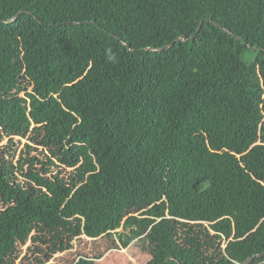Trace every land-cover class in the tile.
I'll list each match as a JSON object with an SVG mask.
<instances>
[{"label": "trees", "instance_id": "1", "mask_svg": "<svg viewBox=\"0 0 264 264\" xmlns=\"http://www.w3.org/2000/svg\"><path fill=\"white\" fill-rule=\"evenodd\" d=\"M30 85L60 110L0 144V251L34 224L91 212L103 232L150 208L146 264H264V0H0L1 104ZM182 217L235 238L197 261Z\"/></svg>", "mask_w": 264, "mask_h": 264}, {"label": "rangeland", "instance_id": "2", "mask_svg": "<svg viewBox=\"0 0 264 264\" xmlns=\"http://www.w3.org/2000/svg\"><path fill=\"white\" fill-rule=\"evenodd\" d=\"M20 49H22V43ZM25 55L22 49L21 57L24 59ZM89 58L91 69H94L96 66L94 54ZM103 69L110 74L108 69ZM100 85L101 88L99 89V86L96 88L97 90L90 97L91 100H98L109 86L105 81H102ZM34 91V85H30L29 89L21 93L19 97L12 98L8 106L4 107L0 102V123L10 118L14 124V128L8 133H3L0 125V144H4L11 137L18 138L19 134L26 130L40 129L49 123H56V120L49 121V119L55 115V108L58 110L60 108L51 100L44 103L37 102L28 95L33 94ZM51 96L58 99L57 94ZM24 142L25 140L22 143ZM149 209L125 215L121 218L118 228L104 229L103 232H100V229L107 227L104 225L103 216L100 214V217H97L91 212L83 218L79 217L80 219L77 220L74 218L54 228L34 224L26 231L24 238L16 239L15 244H12L9 249L0 251V264H74L80 257L93 259L96 264H146L151 258V253L159 248L156 235L158 218L150 215ZM245 216L239 214L235 218H230L231 227H236L237 220L246 221L245 219L248 218ZM186 218H177L175 228L179 242L182 244H186L185 236L189 232L195 234L200 242V249L193 254L197 261L205 255L212 254L218 244L225 248L235 238L236 232L232 228L228 232L220 231V228L226 227V221L213 225ZM249 220L246 224H249Z\"/></svg>", "mask_w": 264, "mask_h": 264}, {"label": "water", "instance_id": "3", "mask_svg": "<svg viewBox=\"0 0 264 264\" xmlns=\"http://www.w3.org/2000/svg\"><path fill=\"white\" fill-rule=\"evenodd\" d=\"M21 13H24L23 11L22 12H20L18 15H16L14 18H13V20L14 19H16ZM216 25H218L217 23H215ZM232 36H234L233 34H231ZM194 38V37H193ZM192 38V39H193ZM238 39H240V38H238ZM179 40H184V41H187V38L186 37H184V36H182V37H180V39ZM169 47H171V45H169V46H166L165 48H162V49H167V48H169ZM148 50H156V51H159V50H161V49H153V48H149ZM253 260V258H249L246 262H245V264H249L251 261Z\"/></svg>", "mask_w": 264, "mask_h": 264}]
</instances>
